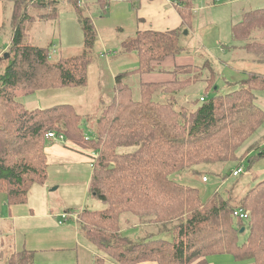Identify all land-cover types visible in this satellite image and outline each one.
I'll use <instances>...</instances> for the list:
<instances>
[{
	"label": "trees",
	"instance_id": "1",
	"mask_svg": "<svg viewBox=\"0 0 264 264\" xmlns=\"http://www.w3.org/2000/svg\"><path fill=\"white\" fill-rule=\"evenodd\" d=\"M60 1H68L75 10L83 30L84 52L53 60L49 46L30 41L28 24L42 18L55 20ZM79 1L13 0L10 45L0 56V62L6 63L0 67V192L8 196V205L26 204L33 186L47 181V133L56 131L66 137L65 145L86 149L85 154L92 157L88 191L106 208L82 210L77 226L98 250L94 264H107V260L116 264H207L209 256L221 254L264 264V178L247 185L243 196L237 191L233 197L216 191L204 200L199 189L172 177L176 171L191 168L204 179L203 165L232 162L237 165L231 176L239 177L246 169L239 176L234 170L244 168L248 160L252 165L264 158V144L251 141L264 124V109L256 101V93L264 91V74L249 73L229 92L198 98L194 92L180 102L192 84L219 89V74L209 60L171 69L161 64L183 54L182 31L196 18L193 0H173L182 18L180 28L137 31L120 44L123 52L138 55V65L116 73L114 96L104 104L94 134L87 136L84 126L91 123L90 117L74 105L28 109L23 101L44 89L88 83L99 35L93 15ZM41 8L48 11L32 14ZM241 16L232 24L235 42L230 48L264 63V41L250 40L264 30V6L243 11ZM157 71L175 77L158 83L140 80L134 88L130 84L131 76ZM136 87L139 95H135ZM228 176L222 177V183ZM237 209L248 212L249 218L235 216ZM242 228L249 230L244 239ZM35 258L36 252L23 244L3 264H35Z\"/></svg>",
	"mask_w": 264,
	"mask_h": 264
},
{
	"label": "rangeland",
	"instance_id": "2",
	"mask_svg": "<svg viewBox=\"0 0 264 264\" xmlns=\"http://www.w3.org/2000/svg\"><path fill=\"white\" fill-rule=\"evenodd\" d=\"M193 1L196 5V18L190 27L184 28L182 31L180 44L185 47V51L181 56L182 58H192L195 64L199 65L209 60L219 74L217 80L219 89H216L215 86L214 89L207 90L205 89L206 85L201 82L192 84L182 93L180 102L187 94L193 97L194 92L197 98L201 94L213 96L215 93L229 92V90L237 88L248 77L249 73L260 72L264 74V63H259L243 50L230 48L235 42L232 24L241 20L243 11L263 7L264 1ZM87 3L105 6L101 2L84 0V4L80 6L87 13L89 11L86 7ZM112 4L113 2L110 6ZM58 8L55 20L42 18L43 21L39 20L40 22L30 25V33L37 39L45 40L37 43H41L38 44L40 46H49L53 60L84 52L83 30L75 10L71 8L68 1H60ZM47 11L41 8L33 9L31 12L33 15H41ZM101 16H104L105 20L102 23L104 34H113L116 30L115 35L119 37L115 38L117 42H119L120 37L125 36L126 39L129 36L126 33L131 30V20L124 11L120 12L118 7L112 6L109 12L107 11ZM93 21H96V18H93ZM119 25L125 27L117 31L116 27ZM8 29L7 25L6 31L3 32L4 38L0 40V47L7 41ZM100 36L93 48L97 58L89 66V80L86 86L48 88L37 91L30 97L24 98L25 107L28 109L44 108L58 103H70L77 107L79 113L90 117L91 123L85 124L84 131L87 136L93 135L96 120L102 112L104 104L111 101V99L107 101L106 94L107 89L112 88L113 78L111 77L114 71L119 73L130 68L133 69L138 65L136 53H125L120 48L121 46L114 44V42L104 45ZM250 40L264 41V30L257 31ZM1 55L3 56L4 53ZM5 65V61L0 62V67L4 68ZM140 79L141 77L138 75L131 76L130 84L133 88L139 85ZM225 82L231 85L228 87ZM134 90L137 91V87ZM135 95H139V91ZM256 96L257 103L264 109V91H258ZM51 140H48L45 149L48 163L47 181L42 185L33 186L26 204L15 206L13 210L22 208L19 220L9 218L0 221V264L4 263L5 259L18 249L21 238L27 242L28 248L36 252L35 264H94V257L98 250L88 242L87 237L78 229L77 223L73 220H67L66 223L60 225L59 222L62 219V214L70 208L73 214H80L84 209L104 210L106 208L88 191L90 175L93 170L92 157L85 154L88 151L86 149L78 146L77 149H71L65 145V142L63 144L61 141L57 143ZM251 141L264 144V124ZM236 165L235 162L215 167L203 165L200 170L207 175V182L203 181L202 175L193 173L191 168L176 171L172 177L199 189L204 200L214 195L216 191L232 197L233 193L237 191L240 196H243L247 191V185L252 186L264 178V158L252 165L249 160L246 161L244 163L245 174L239 177L231 176V170ZM218 170V174H214ZM225 174L229 176L226 182L222 183V177ZM254 178L256 179L254 180ZM233 199L234 202L239 201L238 196ZM7 208L3 209V216L5 217L9 216ZM12 216H14L13 213ZM245 230L242 233L243 239L249 233L248 229Z\"/></svg>",
	"mask_w": 264,
	"mask_h": 264
},
{
	"label": "crops",
	"instance_id": "3",
	"mask_svg": "<svg viewBox=\"0 0 264 264\" xmlns=\"http://www.w3.org/2000/svg\"><path fill=\"white\" fill-rule=\"evenodd\" d=\"M90 2H101L105 4L106 7L109 9L106 11H102L101 5L95 4V5H90L86 4V7L89 9V13L93 15V18H96L95 21V26L98 35L100 36L101 42L105 45L106 43L109 42H114V44H120L127 40L128 37H133L137 31L141 30H159V31H170L172 29H178L180 28L182 24V18H180L179 12H178V5L176 4L175 1L173 0H87ZM109 1V2H108ZM208 1V0H207ZM264 1V0H262ZM113 2L112 6L118 7L120 12L124 11L125 15L130 17L131 20V30H129L126 34H129L127 38L125 39L124 37H120L119 42L115 38L116 37L115 33L116 30L113 34H104L102 32L103 27L102 23L105 21L104 16H101V14H106L107 11L112 9V6L110 4ZM214 2V0H213ZM102 4V5H103ZM13 0H0V27L2 28V32L6 31V26L8 25V35L6 36V43L0 47V55L6 51L10 45V36L12 33V26L10 24L12 12H13ZM40 15V14H38ZM104 20V21H103ZM43 21V20H41ZM7 22V23H6ZM36 22H40L39 20L32 21L30 24H28V32H29V38L30 41L36 45L41 44L37 42H44L45 40H40L34 37L30 33L31 27L30 25L35 24ZM46 24H48L46 21H44ZM125 26H117V31L122 30ZM4 38V35L0 37V40ZM53 39V38H52ZM56 39V38H55ZM51 41V40H50ZM49 41V42H50ZM40 46V45H38ZM109 53V52H108ZM108 54L106 55V57ZM136 56V55H135ZM138 56V55H137ZM138 61V60H137ZM186 62H195L192 58H182V56H171L166 58L164 62L161 64L164 66V68H169L174 67L175 65L178 64H185ZM134 68V67H133ZM116 71H114V74L112 75L111 78H113L112 82V88L107 89V94L106 97L108 98L107 101L110 99L112 100L114 96V88H115V83H116ZM175 77L174 75H170L166 72L163 71H157V72H151V73H143V77H141V81H150V82H167L169 80H172V78ZM101 78V77H100ZM110 103V102H109ZM108 104V103H106ZM36 108V107H34ZM56 142L55 140H51ZM58 143V142H57ZM64 144V143H63ZM60 187V186H59ZM24 205V204H23ZM7 208V212L9 214L8 217L3 216L4 215V208ZM15 206H9L8 205V196H6V193L0 192V221L9 219V218H14L19 220V215L22 212V208H16ZM70 210H72L70 208ZM15 211V213H14ZM12 213L14 216H12ZM127 234L131 233V231H127ZM18 243V242H17ZM16 243V245H17ZM26 244L27 242L21 238L20 241V246L18 249H21L22 245ZM28 247V246H27ZM17 249V250H18ZM54 249V248H53ZM33 250V249H32ZM207 264H250L253 262V260L250 261H237L234 259L233 256L229 254H221V255H211L207 258ZM107 264H116L112 262L111 260H107ZM3 264V263H1ZM136 264H158L155 261H146V262H141V263H136Z\"/></svg>",
	"mask_w": 264,
	"mask_h": 264
},
{
	"label": "built area",
	"instance_id": "4",
	"mask_svg": "<svg viewBox=\"0 0 264 264\" xmlns=\"http://www.w3.org/2000/svg\"><path fill=\"white\" fill-rule=\"evenodd\" d=\"M208 1H212V0H208ZM79 4L83 5L84 0L79 1ZM201 100H204V96L201 97ZM47 137L55 140L58 143H60V141L63 143L66 142V137L62 133H57L56 131H51V132L47 133ZM243 172H244L243 167L237 168L236 170L233 171L235 176H239ZM203 181L207 182L208 178L204 177ZM234 215L238 216L239 218H242V219H248L250 216L249 213L244 211L243 209L235 210ZM61 218L62 219L59 221L60 225H63L64 223H66L67 220H73L74 222L77 223V221L79 220V214H75V213L73 214L71 210L65 211L62 214Z\"/></svg>",
	"mask_w": 264,
	"mask_h": 264
},
{
	"label": "water",
	"instance_id": "5",
	"mask_svg": "<svg viewBox=\"0 0 264 264\" xmlns=\"http://www.w3.org/2000/svg\"><path fill=\"white\" fill-rule=\"evenodd\" d=\"M185 32H186V31H185ZM6 57H9V54H8V53H6ZM241 230H242V232L245 231L244 228H242Z\"/></svg>",
	"mask_w": 264,
	"mask_h": 264
}]
</instances>
